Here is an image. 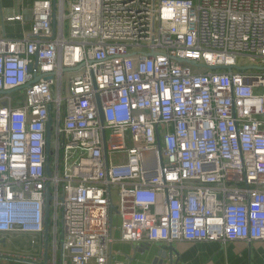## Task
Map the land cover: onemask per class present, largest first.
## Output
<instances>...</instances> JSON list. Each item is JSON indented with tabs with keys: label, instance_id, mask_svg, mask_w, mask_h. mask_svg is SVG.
Listing matches in <instances>:
<instances>
[{
	"label": "built area",
	"instance_id": "obj_1",
	"mask_svg": "<svg viewBox=\"0 0 264 264\" xmlns=\"http://www.w3.org/2000/svg\"><path fill=\"white\" fill-rule=\"evenodd\" d=\"M0 93V235L40 250L0 264L45 263L48 190L47 264H112L114 217L132 244L264 242V0L19 3Z\"/></svg>",
	"mask_w": 264,
	"mask_h": 264
},
{
	"label": "crops",
	"instance_id": "obj_2",
	"mask_svg": "<svg viewBox=\"0 0 264 264\" xmlns=\"http://www.w3.org/2000/svg\"><path fill=\"white\" fill-rule=\"evenodd\" d=\"M36 0H0V24L3 15L13 11L19 3L22 7L29 9ZM32 25V16L29 10L25 12L24 24L5 25V34L9 38L22 37L25 31ZM120 218L114 217L115 231L113 233L112 256L113 263L122 262L127 264H153L159 251L165 247L174 250L172 264H264V242L246 243L242 241L222 242H174L168 244H132L121 240L118 230ZM24 236V235H15ZM14 235H0V248L5 251L8 246H13ZM26 240H32L30 236H24ZM5 241L6 247L1 245ZM23 254L8 253L15 256H30V253H39V249ZM11 264H13L11 262ZM94 264V263H91ZM110 264V263H109ZM165 264H170L167 260Z\"/></svg>",
	"mask_w": 264,
	"mask_h": 264
},
{
	"label": "water",
	"instance_id": "obj_3",
	"mask_svg": "<svg viewBox=\"0 0 264 264\" xmlns=\"http://www.w3.org/2000/svg\"><path fill=\"white\" fill-rule=\"evenodd\" d=\"M57 10V0H53V11L54 13H56ZM54 30H55V23H54ZM191 64L195 65L196 63L194 62H190ZM218 69H223L218 68ZM225 69L230 70L232 69V67H226ZM236 69L238 70H243L241 68L236 67ZM50 79V78H49ZM38 78H36L34 81H37ZM13 91L7 92V93H12ZM1 94V93H0ZM99 113H100V118H101V122L103 123L104 118H103V113H102V109L100 108L99 105ZM51 140H52V133H51V117H50V122L47 126V133H46V142H47V148H46V154H47V174L50 176L51 175V171H50V151H51ZM51 200V197L49 195V190L47 191V204H46V224H45V263L47 264L48 262V258H49V202ZM1 245H3V247H6V245L4 244V240L1 241ZM173 254H174V250L172 249V247H165L163 249H161L159 251V253L157 254L156 258L153 261V264H165L166 261L168 260L170 262V264H172V260H173Z\"/></svg>",
	"mask_w": 264,
	"mask_h": 264
},
{
	"label": "rangeland",
	"instance_id": "obj_4",
	"mask_svg": "<svg viewBox=\"0 0 264 264\" xmlns=\"http://www.w3.org/2000/svg\"><path fill=\"white\" fill-rule=\"evenodd\" d=\"M31 237V236H30ZM31 239H29L28 241L26 240V238L24 236H15L12 238L13 239V246H8L7 249H5V252L7 253H16V254H23V252H28L30 250H32L31 252H33L34 250L39 249L38 245H35V242H39V238L35 237V239L33 237H31ZM33 241H35L34 243H32ZM0 250H3L0 248ZM30 255H35V253H30Z\"/></svg>",
	"mask_w": 264,
	"mask_h": 264
}]
</instances>
